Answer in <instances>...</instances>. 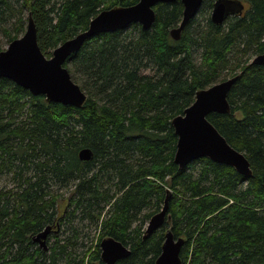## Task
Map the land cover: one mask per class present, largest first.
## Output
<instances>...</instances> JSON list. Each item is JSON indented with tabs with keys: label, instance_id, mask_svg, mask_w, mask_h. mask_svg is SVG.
Returning a JSON list of instances; mask_svg holds the SVG:
<instances>
[{
	"label": "trees",
	"instance_id": "trees-1",
	"mask_svg": "<svg viewBox=\"0 0 264 264\" xmlns=\"http://www.w3.org/2000/svg\"><path fill=\"white\" fill-rule=\"evenodd\" d=\"M139 1L0 0V53L25 34L30 13L51 58L101 11ZM217 1L204 0L180 41L170 33L181 0L156 5L149 31L133 24L89 39L65 64L88 96L81 109L0 78V264H105L108 237L131 251L117 264H155L168 232L183 242L182 264H264V66L252 64L264 53V0H230L244 11L222 25L211 20ZM235 76L231 113L208 120L253 175L208 158L180 169L173 119L200 90ZM168 192L167 222L146 235ZM57 223L63 232L47 249L34 241Z\"/></svg>",
	"mask_w": 264,
	"mask_h": 264
},
{
	"label": "water",
	"instance_id": "water-1",
	"mask_svg": "<svg viewBox=\"0 0 264 264\" xmlns=\"http://www.w3.org/2000/svg\"><path fill=\"white\" fill-rule=\"evenodd\" d=\"M177 0H140L129 7H113L101 11L89 24L87 30L62 43L51 58H47L39 48L37 29L33 16H28L25 34L11 42L0 53V78L8 79L29 91L33 96H43L47 103H59L64 106L83 108L88 96L82 91L65 67L67 60L77 54L91 38L101 34L115 33L125 30L133 24H139L146 31L152 29L156 19V5L170 4ZM184 10L179 27L171 30L174 41H180L188 23L194 19L204 0H181ZM230 0H218L212 11L211 20L222 25L229 15L241 14ZM252 64L264 66V53L256 56ZM239 76L219 82L208 89L200 90L194 104L183 115L173 119L172 125L178 137L175 164L184 169L192 162L208 158L211 161L232 167L238 174L249 178L253 175L250 162L246 156L234 149L208 120L211 114H229L231 106L229 93ZM82 162L92 160L90 149H83L79 154ZM171 193L165 199L162 210L149 221L146 235L161 229L167 222ZM51 227L38 234L34 241L47 249V238ZM183 246L181 240H175L168 232L162 247V253L155 264H182L180 253ZM101 259L105 264H117L130 256L131 251L114 238H105L101 244Z\"/></svg>",
	"mask_w": 264,
	"mask_h": 264
},
{
	"label": "rangeland",
	"instance_id": "rangeland-1",
	"mask_svg": "<svg viewBox=\"0 0 264 264\" xmlns=\"http://www.w3.org/2000/svg\"><path fill=\"white\" fill-rule=\"evenodd\" d=\"M6 46V45H5ZM8 47V45L5 47V48H7ZM6 178L4 177L3 179H1L0 180V188L2 187V186H6V180H5ZM71 188H69V189H71V190H69V191H60V194L61 195H63L61 198H60V203L59 204H61V205H65L66 206V204H67V197L69 196V192L70 191H72L73 190V186H70ZM63 207L64 206H62L61 207V210L63 209ZM148 225V224H147ZM91 243L89 242L88 243V245L87 246H89ZM40 245V244H39ZM47 246H49V244L47 245ZM86 246V247H87ZM86 247H84V248H82V249H79V254H82L84 251H85V248Z\"/></svg>",
	"mask_w": 264,
	"mask_h": 264
},
{
	"label": "flooded vegetation",
	"instance_id": "flooded-vegetation-1",
	"mask_svg": "<svg viewBox=\"0 0 264 264\" xmlns=\"http://www.w3.org/2000/svg\"><path fill=\"white\" fill-rule=\"evenodd\" d=\"M48 227H51V231H50V235H49L48 238H47V245L50 243V240L52 239V237H53L54 235H57V234H59V233L62 234L63 229H64L63 227H61L60 223H59V224L57 223V224H55V225H51V226H48ZM48 227H47V228H48ZM44 230H45V229H44ZM44 230H43V231H44ZM43 231H42V232H43ZM40 233H41V232H40ZM40 233H39V234H40ZM37 235H38V234H37ZM37 235H36V236H37ZM36 236H35V237H36ZM35 237H34V238H35Z\"/></svg>",
	"mask_w": 264,
	"mask_h": 264
}]
</instances>
